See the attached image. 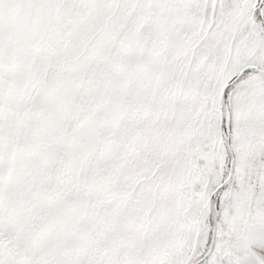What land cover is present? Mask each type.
<instances>
[{
	"label": "snow or ice",
	"instance_id": "obj_1",
	"mask_svg": "<svg viewBox=\"0 0 264 264\" xmlns=\"http://www.w3.org/2000/svg\"><path fill=\"white\" fill-rule=\"evenodd\" d=\"M0 264H264V0H0Z\"/></svg>",
	"mask_w": 264,
	"mask_h": 264
}]
</instances>
